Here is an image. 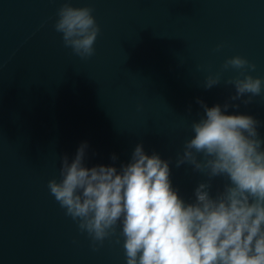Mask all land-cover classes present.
Wrapping results in <instances>:
<instances>
[{
  "label": "water",
  "instance_id": "95a60500",
  "mask_svg": "<svg viewBox=\"0 0 264 264\" xmlns=\"http://www.w3.org/2000/svg\"><path fill=\"white\" fill-rule=\"evenodd\" d=\"M63 3L0 0V264H126L119 225L93 251L47 187L82 143L85 167L118 170L142 144L169 161L173 188L191 202L208 178L175 161L204 115L198 99L239 105L228 114L252 115L264 139V90L248 105L229 100L231 69L203 87L236 55L264 80V0H70L100 28L86 60L54 30ZM210 183L215 195L226 180Z\"/></svg>",
  "mask_w": 264,
  "mask_h": 264
},
{
  "label": "clouds",
  "instance_id": "9594fccd",
  "mask_svg": "<svg viewBox=\"0 0 264 264\" xmlns=\"http://www.w3.org/2000/svg\"><path fill=\"white\" fill-rule=\"evenodd\" d=\"M90 7L70 0L56 12L54 30L66 48L86 60L95 53L100 28ZM222 45H217V51ZM255 64L236 55L225 59L221 72L205 77L203 87L221 82L223 71L239 73L225 80L235 89L231 101L248 105L261 96L264 80L248 75ZM242 77V78H241ZM193 121V135L184 142L175 164H189L208 178L186 202L170 181L169 161L147 154L137 144L127 164L84 166L86 143L74 159L60 158L59 180L47 187L64 214L91 240L93 251L117 235L123 240L126 264H264V139L252 115L229 113L228 102L208 107ZM111 159L115 161L116 155ZM226 183L210 193L214 178ZM117 239V243L120 239Z\"/></svg>",
  "mask_w": 264,
  "mask_h": 264
}]
</instances>
